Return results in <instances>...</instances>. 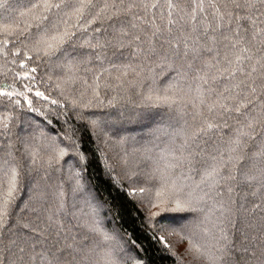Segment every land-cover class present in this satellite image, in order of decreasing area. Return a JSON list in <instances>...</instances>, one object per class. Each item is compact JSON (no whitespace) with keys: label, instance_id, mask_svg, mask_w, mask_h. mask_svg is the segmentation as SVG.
I'll return each instance as SVG.
<instances>
[{"label":"trees","instance_id":"16d2710c","mask_svg":"<svg viewBox=\"0 0 264 264\" xmlns=\"http://www.w3.org/2000/svg\"><path fill=\"white\" fill-rule=\"evenodd\" d=\"M0 264H264V0H0Z\"/></svg>","mask_w":264,"mask_h":264}]
</instances>
